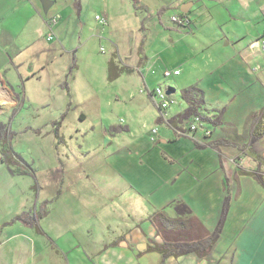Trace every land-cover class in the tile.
<instances>
[{"label": "rangeland", "instance_id": "374dc122", "mask_svg": "<svg viewBox=\"0 0 264 264\" xmlns=\"http://www.w3.org/2000/svg\"><path fill=\"white\" fill-rule=\"evenodd\" d=\"M51 1L55 5L47 14L40 1L41 14L59 16V19L53 26V32L49 30L52 40L47 41L43 35L37 36L39 50L44 52L38 62L48 61L49 58L55 61L42 79L26 86L29 92L31 88H36L31 103L39 104L35 106L38 108L35 111H18V114L14 110L0 108V264H64L62 258L53 252L54 245L50 240L59 242L65 251L77 243L83 244L85 228L92 227L95 239L101 237L102 224L118 223L121 214L100 209L105 202L103 191H100L103 183H94L92 179L113 173L112 169L119 167L112 166L110 160H121L127 153L121 146L120 154L109 158L112 150L108 146L111 143L107 140L104 143L103 135H118L119 144L130 140H140V145L156 143L158 135L156 141L151 142V131L158 128L161 137L171 133L166 122L179 111L176 103L181 102L180 91L194 85L201 88L199 83L208 77L221 79V85L215 83V86L209 87L215 91L216 103H208L204 98L201 112L204 113L202 116L208 114L210 119L213 117V122H220V126L224 127L223 130L220 126L215 128L221 134L217 133L213 138L217 150L212 151L208 147L212 140L196 141L190 138L189 133H179V138H187L195 145L192 149L187 147L189 153L182 155L184 157L181 156L179 161H197L198 158L192 155L193 148L219 153L228 205L229 201L237 202L241 193H253L254 189L260 188L256 176L261 169L255 170L256 163L244 146L248 143L247 133L252 127L249 117L264 107V85L259 78L255 91L254 84L251 87L239 85L237 78L232 83L230 74L237 73V63L224 66L227 60L237 58L238 54L244 57V51L246 55L252 47L257 48L259 53L264 52V37L257 43V34L263 32V21L248 2L140 0L139 6H143L136 10L132 0ZM185 3H193L187 14L191 24L188 28H180L171 21V17L178 15ZM162 7L163 10L158 13ZM95 16L106 18L108 25H99ZM139 50L144 58L142 67L139 66ZM110 58L124 71L111 82L107 78ZM250 62L252 73L264 70L261 56ZM166 69H179L180 76L164 79L162 73ZM158 86L173 88L175 93L172 96L176 103L167 114L158 113L156 117V103L149 99L147 90L151 93ZM218 89L227 93L219 98ZM142 90L145 92L141 93ZM180 109L185 111V104L182 106L180 103ZM80 112L90 113V120L80 121ZM219 112L223 113L225 121L217 118ZM159 118L164 122L159 123ZM63 119L61 128H55L54 125ZM27 124L39 129L31 131ZM127 125L131 128L130 134L126 133ZM100 127L106 128L103 134ZM241 128L246 130L243 142L227 136ZM10 141L12 147L27 160L7 151ZM77 142L81 143V147ZM170 147H165L164 151L184 148L181 145ZM122 152L125 154L122 155ZM10 153L15 160L26 161L27 167H22L27 174L21 175L15 166L6 164ZM147 169L142 173L145 174ZM23 212L31 215L32 227H26L19 221ZM244 216L248 218L246 214ZM181 217L182 221L189 223L186 220L189 216ZM190 217L198 220L193 215ZM232 217L237 222V215ZM218 224L213 229L205 225V237L209 238ZM223 229L220 231L225 239L221 243L227 250L234 247L237 253L240 231L237 233L230 226L226 234ZM70 230L75 235L67 234V238L74 239L75 243L68 241L64 244V237L61 236ZM48 245L50 248H47ZM159 260L158 256L148 254L144 262L161 264Z\"/></svg>", "mask_w": 264, "mask_h": 264}, {"label": "crops", "instance_id": "0c3cea01", "mask_svg": "<svg viewBox=\"0 0 264 264\" xmlns=\"http://www.w3.org/2000/svg\"><path fill=\"white\" fill-rule=\"evenodd\" d=\"M40 1L42 0H0V108L9 111L14 110L16 114H18V111L19 113L23 110L28 112L30 109L35 111L34 109L38 108L35 106L39 104L34 105L31 103L33 102L31 99H33L32 96L36 88H31L32 91L30 90L29 92L26 86L42 79V76L48 72L49 66L55 61V59L50 61L49 58L48 61L38 62L44 56V52L39 50L40 45L37 36L43 35L47 37L49 30L53 32V26L49 25V20L54 17V15L48 17L43 13L41 14ZM242 1L251 5L252 11L257 14L264 25V0ZM54 3L52 6L55 5ZM72 6L74 8V4ZM262 33L257 34V43H259ZM47 52L49 53L50 50ZM245 52L243 53L244 57L238 54L237 58L227 60L224 66L231 62L237 63V73L233 74L231 72V78L228 76V79L230 78L233 83L236 80L235 78H237V84L242 86L251 87L254 84L253 90L255 91L258 78L260 83L264 85V70L252 73V66H250L252 62L250 60H256V58L261 56L264 65V52L259 53L257 48L254 47L246 55ZM143 65L139 66L142 67ZM140 75L142 76V73ZM143 79L145 78L143 77ZM220 81L219 77L214 79H209L208 77L199 83L200 89L204 92L206 102L216 103L217 100L213 96L215 91L209 87L215 86V83L221 85ZM223 85L225 86V83ZM217 92L219 93L217 95L219 98L227 93V91L220 89ZM253 95L255 94L253 93ZM148 96L154 103L155 101L152 97ZM180 103L182 106L184 105L182 102L176 103L179 113L171 115L166 122L167 124L172 117L184 111L180 109ZM155 108L157 109V117L159 113L157 104ZM219 113L217 118H222L223 120V113ZM203 114L201 113L200 116V124L203 130L211 132L210 137L203 138L199 132L194 135L189 132V135L191 139L196 141L210 142L219 133L216 132L215 128L220 126V122H218L219 125L215 126L213 117L210 119L208 114L202 116ZM90 116L91 114L88 112H80L78 119L82 122H88ZM224 116L226 115L224 114ZM63 121L64 119L58 125L55 124L54 127L61 128ZM11 123L13 124V122ZM11 123L10 126L12 127ZM29 124H27L29 130L39 129L37 128L38 126L32 128ZM131 124L132 121L130 120ZM159 125L162 126L161 124ZM0 126L2 125L0 124ZM126 127V133L130 134V126L127 125ZM100 128V132L103 134V130L106 128ZM219 128L223 130L224 127L221 125ZM244 128L238 129L239 131L235 129L233 135L228 134L227 136L231 140H237L238 136L245 137L246 130ZM168 129L171 132L168 133L169 135L166 134V136L161 137L158 131L156 143L145 145H140V140H130L119 144L117 143L119 141L118 135L108 136L109 138L105 137V134L103 135L104 143L106 140L111 143L108 146L112 150L109 158L114 157V154H120L119 147L121 146L127 154L125 157H121V160H110L112 166L117 165L119 167L112 169L113 173H109V175L103 174L98 179L94 177L92 180L94 183H103V186H100L102 188L100 191H103L102 196L105 197V202L100 209H109L113 214H121V222H105L100 227L102 231L101 237L95 239L93 238L94 230L92 227L85 228L83 233L85 232L86 235L84 234L83 244L77 243L78 245L68 247L65 251L59 246V242L54 241L53 252L62 258L64 264H147L144 261L145 258H148V254L158 256L159 261H161L160 254L149 251L154 245L162 244L157 232L161 228L157 225L155 226L151 221V216L156 213H164L172 219L177 218L179 213L185 218L189 216L186 218L189 223H186L184 229L188 230V232L181 234L178 232L165 234L163 232V235L168 237L171 242L186 239L188 241L203 239L206 236V233L203 232L204 229L206 230V226L213 229L219 223L222 215H224L223 205L227 198L223 188L224 178L220 168V154L217 152L212 153L209 149H206L207 151L195 150L194 143L187 138H179L171 128L168 127ZM182 129L184 134L188 133V128L182 127ZM198 129L199 131L201 130L200 128ZM77 143L80 146L81 143ZM176 145H181L184 148L164 151L165 147L168 146L169 148ZM187 147H191V149L194 147L192 155L198 158L197 161L189 160L187 161L188 163L179 161L189 153L190 149ZM251 149L252 152L248 151V153H250L249 157L256 163L257 167L255 170L261 169L259 175L264 176V165L261 166L256 159V157H259L264 164V137L255 142ZM211 150L213 151V149ZM7 151L15 152L14 154L21 155L23 158L22 154L12 147L11 141ZM125 153L122 152L121 154ZM20 160L23 162L22 159ZM23 164L26 165V161ZM146 168H148L147 172L143 174L142 172ZM211 186L212 189H210ZM260 188L254 189L253 193H247L246 191L243 194L241 193V196L237 198V202L229 201L225 212L222 226L224 228L223 232L228 234L227 231L230 226L235 228L234 230H237V233L240 231L237 253L234 247L228 250L224 247V243H221V241L225 238L221 232L217 243L213 245V248L204 258H199L191 253L170 257L165 264H264V189L261 184ZM177 203L180 204L178 205L181 208L180 210L184 212H180V210L177 212V206H175ZM233 214L237 215V222H234ZM245 214L248 218L244 216ZM192 215L198 220L192 219L190 217ZM180 218L182 219V217ZM190 218L192 221H190ZM67 234L75 235L71 230L62 235L61 238L64 237V244L71 241L67 238ZM189 235L193 236V238L190 239ZM72 240L74 241V239ZM233 246H235V243Z\"/></svg>", "mask_w": 264, "mask_h": 264}, {"label": "trees", "instance_id": "16d2710c", "mask_svg": "<svg viewBox=\"0 0 264 264\" xmlns=\"http://www.w3.org/2000/svg\"><path fill=\"white\" fill-rule=\"evenodd\" d=\"M133 2V7L138 10L141 8L139 6V1L138 0H132ZM138 8V9H137ZM162 9L158 12L160 13ZM191 10V9H190ZM179 16L185 15L186 17L187 14H181L180 12L178 13ZM176 26L180 28H188L191 24V21L189 22L188 26H180L176 23H174ZM139 50V54H140ZM140 56V65L144 64V58L142 54ZM123 69L119 68L114 59L110 58L108 63H107V78L108 80L114 81L117 80L121 74H123ZM180 99L183 104H185V111L183 113L177 114L176 116L172 117L169 121L167 126L171 128L176 136H178L179 133L183 134L184 130L182 127L185 126V128L190 127L191 122L194 121L195 118H199L201 116V110L204 105V92L197 86H191L187 89H183L180 91ZM168 113V112H167ZM249 119L252 121V127L251 130L248 134V143L244 148L248 150L250 153L252 152L251 146L260 140L261 138L264 137V107L263 109L260 110L259 113L253 114L249 117ZM214 120V119H213ZM159 123L163 122L162 118H159L158 120ZM213 124L216 126L218 125L217 122H213ZM238 140L244 141L243 136H238ZM197 146V145H196ZM209 148L217 150V143L216 140L212 139V142L209 143L208 145ZM243 150V149H242ZM256 159L259 161V163L262 165L263 161L259 158L256 157ZM8 166H15L20 172L21 175L27 174L28 172L24 170L22 166L27 167L26 165L23 164V162L19 159L15 160L12 158V154L10 153L8 157V162L6 163ZM257 180L261 184V186L264 189V176L262 175H257ZM228 198H226V202L223 205V214L225 215V212L228 208ZM177 212L181 209L180 206L177 205ZM224 215H222L218 227L215 230L213 234L210 235L208 238L205 237L203 239L199 240H194V241H188V240H180V241H174L171 242L168 240L169 238L163 235V232L165 234H170V233H184L188 232V230L185 229L186 223L182 221L181 214H179L178 218L172 219L167 217L164 213H156L151 216V221L152 223L156 226H159L161 229L157 231L159 233L158 236H160L162 240V244H157L154 245L152 248L149 249L151 252H156L161 255V264H165L166 260L170 257H178V256H183L187 254H195L199 258H204L209 251L213 248V245L215 243V240L217 239L218 235L220 234V230L223 226V221H224ZM19 221L23 223L24 226L26 227H32L31 224V215H29V212H23L19 216ZM39 233L44 234L43 231L39 230ZM51 244L54 245V243L50 240ZM54 248V246H52Z\"/></svg>", "mask_w": 264, "mask_h": 264}, {"label": "built area", "instance_id": "2783aa9c", "mask_svg": "<svg viewBox=\"0 0 264 264\" xmlns=\"http://www.w3.org/2000/svg\"><path fill=\"white\" fill-rule=\"evenodd\" d=\"M58 19H59V16L52 17L49 20V25L51 27L56 25L58 22ZM95 21L103 27L108 25V22H107L106 18H104V17L95 16ZM171 21L173 23L180 25V26H188L190 19H189V17H186L185 15H182V16L176 15V16L171 17ZM262 37H264V29H263ZM52 38H53L52 33H49L47 35V40L50 41V40H52ZM262 43L264 46V41H262ZM101 51H103V49ZM162 76L164 79H169L172 77H178V76H180V71H179V69H173V70L166 69L163 71ZM169 88H170V86H158L154 90H152L151 93H149L147 90V93L156 102L158 109H159V113L161 115L167 114L168 110L172 107V105H175V103H176L173 96H172L173 94H171V95L166 94V91ZM140 92L144 93L145 91L142 90ZM198 128H200L201 130L199 131ZM189 132H190V134L193 133V135L195 133L199 132L201 137H203V138H208L211 135V132L209 130H203L202 129V125L200 124L199 118L194 119L193 123L190 125V127L188 129V133ZM157 135H158L157 128L152 129L150 141L155 142L157 139Z\"/></svg>", "mask_w": 264, "mask_h": 264}, {"label": "water", "instance_id": "95a60500", "mask_svg": "<svg viewBox=\"0 0 264 264\" xmlns=\"http://www.w3.org/2000/svg\"><path fill=\"white\" fill-rule=\"evenodd\" d=\"M41 4H42L44 13H47L49 11V9L52 7L53 1H51V0H42ZM192 6H193V3H185V4L181 5V7L179 9V12L181 14H188V12L192 8ZM174 93H175V90L173 88H171V87L166 91L167 95H171V94H174Z\"/></svg>", "mask_w": 264, "mask_h": 264}]
</instances>
